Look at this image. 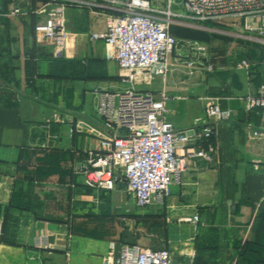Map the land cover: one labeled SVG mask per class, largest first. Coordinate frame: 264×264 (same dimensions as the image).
I'll return each instance as SVG.
<instances>
[{
	"label": "crops",
	"instance_id": "obj_1",
	"mask_svg": "<svg viewBox=\"0 0 264 264\" xmlns=\"http://www.w3.org/2000/svg\"><path fill=\"white\" fill-rule=\"evenodd\" d=\"M27 1L40 10L48 0ZM81 1L89 4H68V41L58 47L38 38L45 13L10 17L15 4L27 3L0 0V264H105L126 242V184L93 188L80 172L110 135L100 105L129 86L118 64L105 60L104 42L92 38L114 12L101 0ZM148 1L159 15L173 5L184 15L182 0ZM238 30L249 35L224 42L217 50L224 56L209 60L178 44L164 79L137 83L167 99L166 118L179 131L207 121L209 100L232 114L217 125L211 161L189 158L194 137L178 149L187 159L181 183L163 206H152L160 248L126 242L167 249L173 264H264V119L243 101L264 83V43L246 25Z\"/></svg>",
	"mask_w": 264,
	"mask_h": 264
},
{
	"label": "built area",
	"instance_id": "obj_2",
	"mask_svg": "<svg viewBox=\"0 0 264 264\" xmlns=\"http://www.w3.org/2000/svg\"><path fill=\"white\" fill-rule=\"evenodd\" d=\"M24 1L27 4H15L8 16L45 13L46 20L36 27L38 38L58 47L68 41V4H89L81 0H48L36 10ZM101 1L114 13L107 18L106 31L93 34L92 38L104 42L105 60L118 64L129 86L108 94L100 105L99 113L110 135L99 150L88 153L80 172L93 188L115 191L120 183H125L140 208L163 206L172 185L181 183L186 167L187 159L179 157L178 149L188 146L194 137L198 146L189 158L211 161L216 151L217 125L230 121L232 114L215 100H209L205 107L207 121L201 127L177 130L166 118L167 99H157L152 93L137 89L138 82L164 79L169 72V57L178 45L171 32L175 14L155 13L148 0ZM182 9L184 19L201 24L244 19L247 30L256 35L254 40L264 43V0H182ZM243 65L250 67L247 62ZM243 101L248 112H258L264 119V83ZM193 220L198 223L199 216ZM39 245L43 247L44 243ZM105 264L173 263L167 249L123 243L116 260L112 253Z\"/></svg>",
	"mask_w": 264,
	"mask_h": 264
},
{
	"label": "rangeland",
	"instance_id": "obj_3",
	"mask_svg": "<svg viewBox=\"0 0 264 264\" xmlns=\"http://www.w3.org/2000/svg\"><path fill=\"white\" fill-rule=\"evenodd\" d=\"M179 11L180 7L173 5L171 12L175 16L171 18L173 20L171 32L177 38L179 45L196 47L198 52H201L202 58H209L210 60L214 54L218 59L215 53L224 42L234 40L238 37L236 34H242V36L249 35L247 31L241 33L238 30L239 27L246 25L244 19L236 18L201 24L182 18L178 14ZM130 197L131 204L128 224L124 221L126 242L139 243L151 248H160L155 244L156 240H154L155 238L152 234V226L155 222L151 215L153 207L140 208L136 205L134 197L131 194ZM142 217H146V219H141Z\"/></svg>",
	"mask_w": 264,
	"mask_h": 264
},
{
	"label": "trees",
	"instance_id": "obj_4",
	"mask_svg": "<svg viewBox=\"0 0 264 264\" xmlns=\"http://www.w3.org/2000/svg\"><path fill=\"white\" fill-rule=\"evenodd\" d=\"M215 55L216 56H224V52L223 51H217L216 53H215ZM223 61V60H222ZM214 63V62H213ZM215 64V63H214ZM157 223H159V222H157ZM123 243H126V242H122L121 244H123Z\"/></svg>",
	"mask_w": 264,
	"mask_h": 264
},
{
	"label": "water",
	"instance_id": "obj_5",
	"mask_svg": "<svg viewBox=\"0 0 264 264\" xmlns=\"http://www.w3.org/2000/svg\"><path fill=\"white\" fill-rule=\"evenodd\" d=\"M89 168L93 170V168H92V167H89Z\"/></svg>",
	"mask_w": 264,
	"mask_h": 264
}]
</instances>
